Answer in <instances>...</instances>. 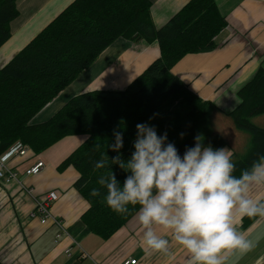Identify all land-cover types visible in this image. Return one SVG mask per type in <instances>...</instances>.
<instances>
[{
  "label": "trees",
  "instance_id": "16d2710c",
  "mask_svg": "<svg viewBox=\"0 0 264 264\" xmlns=\"http://www.w3.org/2000/svg\"><path fill=\"white\" fill-rule=\"evenodd\" d=\"M17 15L16 0H0V46L10 37V22ZM226 24L215 0H189L160 28L152 21L150 0H73L0 67V155L16 142L40 153L65 136L86 134L57 169L73 166L79 173L73 187L88 203L81 220L103 241L138 211L139 206H129L126 214L113 212L104 201L106 189L97 183L101 174L112 169L123 184L127 173L111 159L131 156L138 123L155 126L158 135L167 133L168 142L183 155L198 135L204 145L227 147L215 120L228 116L234 127L249 137L243 153H232L235 174L239 175L264 155V128L251 122L264 113V68L259 67L238 89L240 102L226 114L189 90L171 70L188 53L215 49V36ZM119 38L156 41L160 55L123 89L79 93L47 120L31 121ZM114 131L123 133L124 146L119 153L109 147L115 143ZM107 155L109 166L96 169L95 163ZM94 187L101 196L90 195ZM52 203L49 209L53 215ZM256 219L244 217L242 226ZM50 221L53 224V219Z\"/></svg>",
  "mask_w": 264,
  "mask_h": 264
},
{
  "label": "crops",
  "instance_id": "0c3cea01",
  "mask_svg": "<svg viewBox=\"0 0 264 264\" xmlns=\"http://www.w3.org/2000/svg\"><path fill=\"white\" fill-rule=\"evenodd\" d=\"M72 1L16 0L18 15L10 22V37L0 46V67ZM150 1L152 21L160 28L189 0ZM215 2L227 22L215 36L216 48L188 53L171 70L189 90L213 102L226 114L240 102L238 89L259 67L264 68V0ZM159 55L156 41L115 40L31 121L47 120L70 97L79 93L123 89ZM215 122L216 130L228 142L225 149L239 152L247 145L248 135L237 130L228 116L219 117ZM86 138V134L68 135L40 153L27 148L24 155H12L7 159V166L16 176L9 183L0 181V264H119L126 258H135L136 264H188L190 254L168 229L156 227L155 230L169 239L171 255L146 248L138 211L105 241L87 229L81 215L88 203L73 187L79 173L73 166L63 171L57 169ZM38 160L43 162L40 172L26 174V169ZM27 187L33 188V194L25 190ZM51 190L59 193L51 210L62 228L51 221L41 223L38 218L29 217L35 199ZM253 198L264 199V189H257ZM238 229L253 246L244 253L233 251L225 264H264V220L257 218L247 227H243L241 221ZM81 250L87 256L82 257Z\"/></svg>",
  "mask_w": 264,
  "mask_h": 264
},
{
  "label": "clouds",
  "instance_id": "9594fccd",
  "mask_svg": "<svg viewBox=\"0 0 264 264\" xmlns=\"http://www.w3.org/2000/svg\"><path fill=\"white\" fill-rule=\"evenodd\" d=\"M136 131L131 156L111 159L127 173L123 184L112 169L97 183L106 189L104 201L113 212L123 215L129 206H139L146 248L171 255L169 239L155 230L161 227L190 254L188 264H225L233 251H249L253 245L238 225L244 217L264 220V199L253 198L257 189H264V155L236 175L232 153L204 145L199 135L181 155L167 133L158 135L155 126L138 123ZM114 136L109 147L119 153L123 133L114 131ZM108 159L102 156L94 167H108ZM90 195L99 197L101 192L94 187Z\"/></svg>",
  "mask_w": 264,
  "mask_h": 264
},
{
  "label": "built area",
  "instance_id": "2783aa9c",
  "mask_svg": "<svg viewBox=\"0 0 264 264\" xmlns=\"http://www.w3.org/2000/svg\"><path fill=\"white\" fill-rule=\"evenodd\" d=\"M26 146L19 142L14 143L10 148H8L2 155H0V181L5 184L14 180L16 173L9 169L7 166V159L12 155H24L26 153ZM43 168V162L41 160L36 161L32 166L26 169V174L34 175L40 172ZM28 193L33 194V188L27 187L25 189ZM59 193L56 190H51L39 195L34 202V208L29 213L32 218H38L41 223H47L50 219H53V224L62 228V224L50 212V204L57 200ZM60 234H57L59 237ZM81 256H87L86 253L81 250ZM137 260L135 258H126L120 261L119 264H136Z\"/></svg>",
  "mask_w": 264,
  "mask_h": 264
},
{
  "label": "rangeland",
  "instance_id": "374dc122",
  "mask_svg": "<svg viewBox=\"0 0 264 264\" xmlns=\"http://www.w3.org/2000/svg\"><path fill=\"white\" fill-rule=\"evenodd\" d=\"M251 122L254 123L255 125H262L264 126V113L260 114V115H256L251 119ZM243 132V131H242ZM248 142H249V137H248ZM248 144V143H247ZM247 146V145H246ZM246 146L241 150V151H237L238 153H243L244 149L246 148Z\"/></svg>",
  "mask_w": 264,
  "mask_h": 264
}]
</instances>
